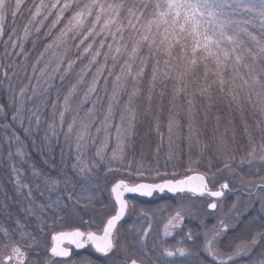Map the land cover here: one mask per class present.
I'll return each mask as SVG.
<instances>
[{"label":"snow or ice","instance_id":"obj_1","mask_svg":"<svg viewBox=\"0 0 264 264\" xmlns=\"http://www.w3.org/2000/svg\"><path fill=\"white\" fill-rule=\"evenodd\" d=\"M18 18L26 19L22 27ZM61 24L17 88L13 78L20 80L29 60L26 42L35 46L42 29L50 37ZM0 43V83L7 81L9 94L0 104V177L23 197L15 202L24 213L21 219L10 211L13 197L0 193V213L6 221L15 217L14 226L0 225V264H93L78 255L88 246L105 264H237L241 257L264 264V0H0ZM225 103L241 113L244 154L237 160L229 121L231 139L213 129L205 145L212 151L185 163L179 143L198 145L201 113L207 127ZM17 128L42 157L54 161L59 148L60 163L65 170L71 164L75 177L61 181L38 168ZM25 165L39 181L36 190L42 183L47 191L44 203H36ZM157 192L178 196L180 204L148 248L151 217L137 213L131 197ZM90 206L99 207L98 218L85 219ZM189 218L199 221L195 229ZM209 219L216 221L210 228Z\"/></svg>","mask_w":264,"mask_h":264},{"label":"rangeland","instance_id":"obj_2","mask_svg":"<svg viewBox=\"0 0 264 264\" xmlns=\"http://www.w3.org/2000/svg\"><path fill=\"white\" fill-rule=\"evenodd\" d=\"M71 12H68L65 14V22L67 20V17L71 16ZM25 17H27V13H25ZM54 18V17H52ZM50 18L49 21L46 22L47 23H50V20L52 19ZM9 23L7 24L6 28H9L8 27L10 24H11V19L9 18ZM26 22V19H23L21 20L20 18H18L17 20V24H18V27H22V24ZM63 24L61 25H58L56 29H54L52 31V36L50 37H44L43 33L44 31H47V28L45 27L44 29L41 30V34H40V39L36 42L35 46L33 45L32 43V40L30 39L29 41L26 42L25 44V52L28 53L29 55V60L27 62V65L25 67H22L19 69V77H20V80H17L15 77L13 78V84L18 87L20 86H23L20 81L22 80L23 83H27V80L25 78V74L27 75H31L32 74V69H31V64L34 63L36 61V57L39 55V53L41 51L44 50V46L48 43L51 42L52 39L55 38L56 35H58L59 33V28L62 27ZM256 30L258 31L259 30V25L257 24L256 26ZM5 39H7V34H6V37ZM33 39H35V37H33ZM2 43H0V54H2L3 52V45L1 46ZM73 52H75V49H73ZM24 58L23 57H18L16 58V62L17 64H20L21 61L23 60ZM78 70V69H77ZM11 75V72L9 73ZM0 75H2V73H0ZM2 86V89H3V92H4V95H5V101L6 103H8V92H7V81H4L0 84ZM144 87V86H143ZM146 89V88H145ZM140 103L142 104L143 101L141 100ZM225 106L222 107V109H224L226 112H225V115L227 113V115H229V113L231 112V110H228L227 109V104L225 103L224 104ZM234 110V115L237 117V114H238V117H237V123L239 124V121L241 122V113L239 111H236L235 110V107L232 109ZM11 115V113H9ZM258 115V114H257ZM243 116L246 120V122L249 124V125H254L255 123V116H253L250 112V109L249 108H245L244 109V112H243ZM100 119H102V117H100ZM232 119L231 117V114L229 116H224V120H226L228 122V120ZM235 120V121H236ZM165 128H166V122H165ZM22 134H19L21 136L22 139L25 140V144H26V151L30 154V158L31 160L36 164V166L38 168H41L43 169V171L52 176L53 178H57V179H60L61 181H63L65 179V176H68V177H75V172L72 171L71 169V164L68 165L67 169L65 170L64 169V166L63 164L60 163V157H59V148H56L55 150V154H54V161L51 157H48V154L45 153V156L42 157L39 153V149L37 148L36 150H33V146H32V142L30 139H27L24 135V132L21 128H18ZM94 131V129H93ZM230 139H231V134L229 133L228 134ZM43 136V132L41 131V133L37 136V141L39 142V140L42 138ZM243 138H244V144H247V139L246 137H244L243 135ZM154 146L153 148L155 147V141L153 142ZM188 146V145H187ZM237 146V145H236ZM167 149H168V145H167V141H165L164 143V146H163V150H162V153H161V160H160V164L161 166H163L164 164V159H165V153L167 152ZM110 151V149H109ZM95 152V149L93 148L89 153L88 155L91 156L93 155ZM244 152L242 154H237V160L239 159V156L240 155H243ZM45 158H48L49 159V163H44V159ZM53 163H55V165H57L56 167H53ZM90 163V161H89ZM246 168V166H245ZM169 171H171V167H169ZM23 173H24V179L26 182L30 183L33 185V193H34V196L36 197V203H44L46 200H47V196H48V193L47 191H44V186L43 184L41 183L40 184V191H44V196L41 197L40 196V191H37L36 190V184L39 182V181H36L34 179H30L31 177V170L27 167V165H25L23 167ZM8 180V179H6ZM103 174L101 175V187L103 188ZM63 189H64V185L63 183H61L59 185V191L60 192H63ZM7 191L8 194L10 196L13 197V201L10 203V206H9V210L10 211H13L14 213H16L17 215H19V217L21 219H24V213L21 211V205L20 204H17L15 202L16 199H20L21 201L23 200V197H19L17 198L15 196V193L12 191V185L10 183H8V181H4L3 182V179L0 177V193H3ZM178 196H172V195H168L167 194H163V195H158V194H154L151 198H143L141 196H135V197H131V199H133L135 202H136V212L139 213L141 210H146L148 213H149V216L151 217V222L153 224V231H152V234L151 236L149 237L148 241H147V247L148 248H151L153 246V239L158 235H162V232H163V226H164V223L167 221V219L169 218L170 215L174 214L176 208L179 206L180 204V199H177ZM53 199H55V194H53ZM64 198L67 199V194L65 193L64 194ZM109 198L108 196V192L105 191L104 192V199L107 201ZM161 198V199H159ZM232 199H235V197H232ZM70 203V206L72 204H74V201L73 202H69ZM198 203V201H197ZM24 207H27V203L24 202L23 204ZM84 210L82 209V212ZM100 211L99 207L97 208H93V207H89L87 210H86V214H85V219H89V218H98L97 217V214L98 212ZM0 220L2 221V223L0 225H3V224H7V225H11V226H14L15 224V217L12 219V220H7L6 221V218L4 217V215L2 213H0ZM137 216L134 215L132 217V219H136ZM216 221L213 220V219H209L208 221V226L209 228L211 227V225L213 223H215ZM75 224H79L80 221H79V217H77V219L74 221ZM199 223V221H194L192 220L191 218H189L188 222H187V227H191L193 229H195L196 225ZM56 227V230H62L59 226H54ZM187 227L185 229V231H187ZM89 229V225L88 224H83L82 225V230H85L87 231ZM0 236H2V233H0ZM50 236H51V231L49 230L48 233H47V240L49 241L50 243ZM121 239L123 240L124 237L122 236ZM180 237L177 236L176 237V240H179ZM172 243H174L175 241H170ZM75 251V250H74ZM133 251L132 249L129 250V253L128 255H132L133 254ZM80 257H83V258H91L92 256H98L96 255L95 253H93L91 250H88V252L84 253V254H80L79 255ZM137 258H139V256L137 255ZM93 260V264H105L104 262V258H102L101 260H95L93 258H91ZM205 259H210V258H207L205 257ZM242 264H247V262H244Z\"/></svg>","mask_w":264,"mask_h":264},{"label":"trees","instance_id":"obj_3","mask_svg":"<svg viewBox=\"0 0 264 264\" xmlns=\"http://www.w3.org/2000/svg\"><path fill=\"white\" fill-rule=\"evenodd\" d=\"M9 19L8 21L6 22V26L7 24L9 23ZM8 31H10L9 28H6V32H5V35H4V39L6 37V34L8 33ZM2 46V44H1ZM1 84V83H0ZM144 89L147 88V82L145 81L144 83ZM146 91V89H145ZM141 100L143 101V98H141ZM0 104H3V105H7L6 101H5V95H4V92H3V89H2V86L0 85ZM225 105H221V106H218L222 109V107H224ZM141 110H143V103L141 104ZM225 110L222 109L221 111H216V110H213V112L210 114V118L208 120V124H207V127L204 126V124L202 123V121L204 120V115L203 113H201L200 117H199V120L201 121V123H199V127L201 129V135L199 137L200 139V143L194 147L191 148V150L189 149V145L187 143V140L186 139H183L179 145H178V150L181 152L182 156H183V160L184 162L186 163L187 160L189 159V157L191 156L192 159H197L201 150L204 149L206 152L210 153L212 151L211 148H207L205 149V145L206 144H211L212 143V135H213V129L217 128L219 129V133L221 134H226L227 137L230 139L229 137V133L231 134L232 136V131L231 130H227L229 129V121L232 122V126L235 128V131H236V145L237 147L240 149V151L237 153V154H242L244 152V145H242L244 143V138H243V128H242V124L241 122L239 121V124L237 123V120L239 119L238 117V114H237V117L234 115V110H231V112L229 113V115L231 114V117L232 119L228 120V122L226 120H224V116H229L225 115ZM236 113V112H235ZM9 116H11L9 114ZM164 116V122H166L167 120V112H164L163 114ZM217 116H220L221 117V121L219 123V126H217V122H216V117ZM180 122L182 125H184V127L182 128V131L185 133V135L187 134V127H186V124H187V116L186 114H184L183 112L180 114ZM237 119V120H236ZM236 120V121H235ZM17 132L19 134H22L21 131L17 128L16 129ZM227 130V131H226ZM138 131L143 134L145 132L148 131V125L147 123L145 122L144 124H142ZM188 145V146H187ZM154 146V144H153ZM205 159V162L207 161L208 159V156L205 155L204 157ZM3 179V182L4 181H8L6 180L7 179V176H4V177H1ZM168 196V195H167ZM161 199V198H159ZM177 199H179V197H177ZM1 219V218H0ZM2 223V221L0 220V224ZM256 251H259V246L257 247V250ZM248 257H241L239 258L237 264H242L244 262H248Z\"/></svg>","mask_w":264,"mask_h":264},{"label":"flooded vegetation","instance_id":"obj_4","mask_svg":"<svg viewBox=\"0 0 264 264\" xmlns=\"http://www.w3.org/2000/svg\"><path fill=\"white\" fill-rule=\"evenodd\" d=\"M88 250H91L90 246H88L87 248H84L82 250H80L78 252V255H80L81 253L84 254L86 252H88ZM92 251V250H91ZM94 253V252H93ZM97 255V254H96ZM91 258L95 259V260H101L103 257H99V256H92Z\"/></svg>","mask_w":264,"mask_h":264},{"label":"water","instance_id":"obj_5","mask_svg":"<svg viewBox=\"0 0 264 264\" xmlns=\"http://www.w3.org/2000/svg\"><path fill=\"white\" fill-rule=\"evenodd\" d=\"M158 193V192H157ZM158 194H162V193H158ZM169 194H171V193H169ZM75 250V249H74ZM81 250V249H80Z\"/></svg>","mask_w":264,"mask_h":264}]
</instances>
